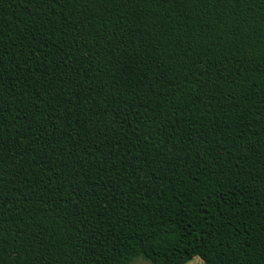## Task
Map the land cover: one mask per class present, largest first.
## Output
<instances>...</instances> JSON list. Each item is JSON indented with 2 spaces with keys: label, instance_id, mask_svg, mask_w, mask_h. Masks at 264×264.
I'll list each match as a JSON object with an SVG mask.
<instances>
[{
  "label": "trees",
  "instance_id": "trees-1",
  "mask_svg": "<svg viewBox=\"0 0 264 264\" xmlns=\"http://www.w3.org/2000/svg\"><path fill=\"white\" fill-rule=\"evenodd\" d=\"M264 264V0H0V264Z\"/></svg>",
  "mask_w": 264,
  "mask_h": 264
},
{
  "label": "rangeland",
  "instance_id": "rangeland-1",
  "mask_svg": "<svg viewBox=\"0 0 264 264\" xmlns=\"http://www.w3.org/2000/svg\"><path fill=\"white\" fill-rule=\"evenodd\" d=\"M132 264H152V263L143 257H139ZM187 264H206V263L200 257L196 256Z\"/></svg>",
  "mask_w": 264,
  "mask_h": 264
}]
</instances>
